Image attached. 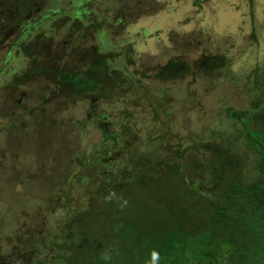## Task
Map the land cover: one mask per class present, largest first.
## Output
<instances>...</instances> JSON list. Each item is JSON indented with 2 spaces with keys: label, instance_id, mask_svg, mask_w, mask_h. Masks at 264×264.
<instances>
[{
  "label": "rangeland",
  "instance_id": "1",
  "mask_svg": "<svg viewBox=\"0 0 264 264\" xmlns=\"http://www.w3.org/2000/svg\"><path fill=\"white\" fill-rule=\"evenodd\" d=\"M46 1L0 11V259L21 241L62 242L64 222L86 213L96 234L110 175L132 172L131 156L196 174L208 154L189 146L215 141L256 175L226 108L264 111V0ZM66 74L95 85L77 90ZM70 231L84 241L79 222Z\"/></svg>",
  "mask_w": 264,
  "mask_h": 264
},
{
  "label": "trees",
  "instance_id": "2",
  "mask_svg": "<svg viewBox=\"0 0 264 264\" xmlns=\"http://www.w3.org/2000/svg\"><path fill=\"white\" fill-rule=\"evenodd\" d=\"M27 1L0 0V11L15 2L18 5L11 11L23 12ZM26 12L35 17L39 11L33 4ZM74 14L81 16L79 11ZM214 63V58L206 61L207 66ZM66 75L77 90L95 85L84 74ZM166 75L175 78L179 72ZM255 113L226 108V116L240 122L246 147L257 151L254 177L243 174V156L215 141L189 146L208 154L206 165L196 174L182 172L177 163L131 156L132 172L110 175L103 213L108 223L98 234L90 232L97 213H90L95 219L86 213L87 224L80 217L64 222L65 229L59 230L62 242L43 239L36 247L32 241H21L13 254L1 257L0 264H264V111ZM193 199L203 207L199 219ZM78 222L85 230L83 245L74 242L70 231Z\"/></svg>",
  "mask_w": 264,
  "mask_h": 264
}]
</instances>
